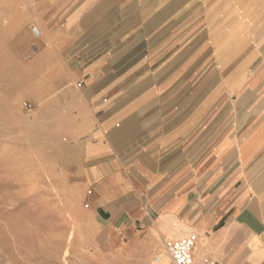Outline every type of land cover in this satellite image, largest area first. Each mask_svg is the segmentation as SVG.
<instances>
[{"label": "crops", "instance_id": "crops-1", "mask_svg": "<svg viewBox=\"0 0 264 264\" xmlns=\"http://www.w3.org/2000/svg\"><path fill=\"white\" fill-rule=\"evenodd\" d=\"M71 3L50 4L81 44L59 127L111 242L195 234V264H264V0ZM213 90L235 111L206 127Z\"/></svg>", "mask_w": 264, "mask_h": 264}, {"label": "rangeland", "instance_id": "rangeland-1", "mask_svg": "<svg viewBox=\"0 0 264 264\" xmlns=\"http://www.w3.org/2000/svg\"><path fill=\"white\" fill-rule=\"evenodd\" d=\"M60 2L0 0V264H154L161 242L141 233L111 242L89 211L74 144L61 138L60 102L71 89L62 66L81 44L76 11L50 9ZM221 93L211 92L206 127L235 111L230 93L227 101Z\"/></svg>", "mask_w": 264, "mask_h": 264}, {"label": "built area", "instance_id": "built-area-1", "mask_svg": "<svg viewBox=\"0 0 264 264\" xmlns=\"http://www.w3.org/2000/svg\"><path fill=\"white\" fill-rule=\"evenodd\" d=\"M32 33L39 37L37 27L32 28ZM198 237L193 234L182 240H161V251L153 258L154 264L164 262V264H195L194 252ZM205 264H214L209 259L204 260Z\"/></svg>", "mask_w": 264, "mask_h": 264}, {"label": "bare ground", "instance_id": "bare-ground-1", "mask_svg": "<svg viewBox=\"0 0 264 264\" xmlns=\"http://www.w3.org/2000/svg\"><path fill=\"white\" fill-rule=\"evenodd\" d=\"M38 28V30H39V37L42 35V30H41V28H39V27H37ZM143 240H146V239H143ZM162 263V262H161ZM164 263V262H163ZM160 264V263H159Z\"/></svg>", "mask_w": 264, "mask_h": 264}]
</instances>
